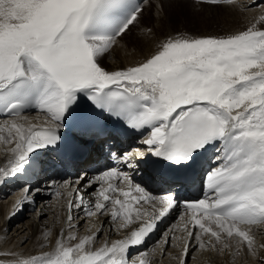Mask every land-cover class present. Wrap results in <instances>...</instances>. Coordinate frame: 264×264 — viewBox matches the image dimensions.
I'll return each mask as SVG.
<instances>
[{
    "label": "snow or ice",
    "instance_id": "1",
    "mask_svg": "<svg viewBox=\"0 0 264 264\" xmlns=\"http://www.w3.org/2000/svg\"><path fill=\"white\" fill-rule=\"evenodd\" d=\"M142 13L137 0H0V116L6 117L0 131L7 132L0 140L14 142L13 159L0 167V178L24 172L40 150L66 145L61 129L72 125L90 138L147 133L142 141L147 153H138L137 163L155 157L152 167L169 189L197 172L202 191L207 189L202 198L183 201L192 228L186 229L182 255H189L192 239L224 251L234 237L254 254V237L241 226L264 223V29L252 25L224 36L167 37L142 62L106 68L105 58ZM29 110L44 112L45 124L19 122ZM120 162L136 166L128 152ZM117 179L132 187L128 173L116 167L88 182L89 188L100 185L94 207L104 212L111 204L122 227L142 221L138 227L96 250L86 247L96 236L71 245L57 240L54 254L24 264H128L129 249L142 245L181 201L176 192L159 198L166 206L157 212L134 209ZM116 192L125 199L112 195ZM135 192L139 195L130 199L137 205L156 199L139 184ZM74 195L69 213L82 206L85 193L77 188ZM71 220L69 214L70 227ZM172 239L165 234L163 244Z\"/></svg>",
    "mask_w": 264,
    "mask_h": 264
},
{
    "label": "bare ground",
    "instance_id": "2",
    "mask_svg": "<svg viewBox=\"0 0 264 264\" xmlns=\"http://www.w3.org/2000/svg\"><path fill=\"white\" fill-rule=\"evenodd\" d=\"M152 1L157 6L164 2L162 0ZM147 2V0L144 1L143 5ZM175 2L184 7L190 5V1L188 0H175ZM231 5L238 12L242 11L248 18V20L246 18L247 21H244L246 22L245 28H240L239 30H244L252 25H256L258 29L264 28V22L260 20L264 16V0H241L231 3ZM157 6L154 16L159 20L160 15L158 14ZM158 48L159 45L149 47L144 52H134L128 46L120 45V47H117L116 44L104 60V66L110 70L134 66L138 62H142L146 57L154 54ZM22 117L23 119H20L19 122L24 123L25 126H37L42 120L48 119L45 113L40 115H23ZM3 121L0 124H3ZM0 136L6 137L7 132L0 131ZM13 146L14 142L9 144L5 143L4 140H0V167H7L8 162L13 159V155L9 151ZM80 172L81 170L78 171V173ZM85 176V180H79L78 175H72L63 180L51 178L44 182L41 181L34 187H24L22 190H18L15 194L17 197L10 198L7 202H0V264H24V261H30L33 256L54 254L56 242L61 239H63L65 244L71 245L77 243L79 238L84 236H96L89 245H86L90 250H96L102 247L105 242L110 244L118 239H123L126 235L130 234L131 230L138 227L142 221L137 220L133 224L122 227L121 225L124 221L122 219L114 220L111 215L113 211L111 204L108 205L106 211H97L94 205L97 200V192L100 185L95 184L91 188L87 187L88 182L91 181L92 174L87 173ZM12 181L10 179L0 178V193L3 187L6 190L12 188L11 185L14 184L11 183ZM65 181L69 183L65 184ZM77 188H79L81 193H85L83 202L84 200L90 202V205L85 206L82 204V206H74L71 213H69V201L76 200L74 192ZM26 189H30V191H26ZM53 190H57L56 196L54 197L55 199L57 198L56 201L45 205L46 202L44 200L41 202L43 203L42 208L37 213H24V215L31 216V219L18 224L15 230L16 234L14 233L10 237H7V229L12 225L11 222L18 219L16 216L17 211L23 210L26 212L33 205V198L42 199L41 195L49 196ZM113 195L119 196L121 200L125 199L119 192ZM131 196L133 195L130 194ZM130 197L128 199L134 209L141 207L142 210H147L148 213H152V206L155 202L137 205L131 201ZM116 207L117 209L119 208V206ZM90 208L91 210H89ZM88 211H91L93 216L95 215V219L91 218L92 215L89 216L90 218L85 216ZM69 214L72 216V227L69 226ZM77 215H80L82 219H77ZM133 216L135 217V212ZM172 216L173 214L168 216L161 224L160 228L166 226L163 228L161 238L149 241L142 250L134 253L132 255L134 260L148 261L149 264H180L181 259H186V264H261L262 262L264 264V247H262L264 245V223L253 226H241L242 230L249 231L250 235L254 237V254L246 248L241 242L242 238L239 239V237L230 239L228 241L230 246L224 251L217 250L222 247L221 245H217V248L200 247L199 242L192 239L189 255L185 258L182 253L184 245L187 242L188 227H184L182 216H176L170 220ZM145 218L147 216L143 219ZM85 220L86 222L84 223L83 221ZM82 223L84 224L82 225ZM101 227L103 229L102 231H100ZM20 229L21 231H19ZM70 234L76 236L77 239L68 240L67 237ZM165 234L174 237V239L169 241L168 246L163 244ZM202 239L206 242L208 236L204 235ZM189 258L190 260L188 262Z\"/></svg>",
    "mask_w": 264,
    "mask_h": 264
},
{
    "label": "rangeland",
    "instance_id": "3",
    "mask_svg": "<svg viewBox=\"0 0 264 264\" xmlns=\"http://www.w3.org/2000/svg\"><path fill=\"white\" fill-rule=\"evenodd\" d=\"M147 1L148 2L145 5H142V15L139 17L138 21L135 22L134 26L131 27V30L122 39L118 40L117 47H120V45H125L134 52H144L149 47L151 48L153 46H160L162 41H164L167 37H175L177 35H191L199 37L208 35L224 36L234 34L239 31H243L239 29L245 28L244 26L246 22L244 21L248 20L247 15L242 13V11L238 12L236 8L231 5V3L211 4L188 0L190 1V5L184 7L183 5L176 4L175 0H162L164 2L158 6L152 0ZM156 6L158 7V14L160 15L159 20H157L154 16ZM77 175L79 176L78 171L76 176ZM18 190L20 191L22 189H12V191L3 194V192L6 191V189L3 187L2 192L0 193V202H7L8 199L17 197L15 194L18 192ZM56 191L57 190H53L49 196L44 194L41 195L42 199L33 198L34 204L33 206L29 207V210H26V212L23 210L17 211L16 216L18 219L15 220L16 222H11L12 225L7 229V237H10L14 233L16 234L15 230L18 224L25 222V220L31 219V216L24 215V213H37L42 208L43 203L41 202L44 200V202H46L45 205L50 202H55L57 199L54 198L56 196ZM91 215L85 214V216L88 217ZM173 217H176V214H173L170 220ZM91 218L95 219V215H92ZM77 219L82 218L80 215H77ZM83 222L85 223L86 220ZM84 223H82V225ZM164 227L166 226H163L159 229L157 232L158 236L155 237L154 240L161 238ZM19 231H21V229ZM242 243L246 246L244 242ZM189 260L190 258L188 259V262Z\"/></svg>",
    "mask_w": 264,
    "mask_h": 264
}]
</instances>
